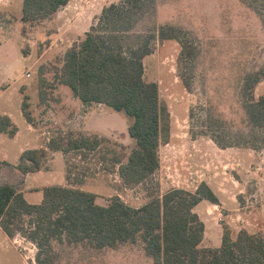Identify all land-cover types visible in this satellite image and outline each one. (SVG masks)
Instances as JSON below:
<instances>
[{
	"label": "rangeland",
	"instance_id": "rangeland-1",
	"mask_svg": "<svg viewBox=\"0 0 264 264\" xmlns=\"http://www.w3.org/2000/svg\"><path fill=\"white\" fill-rule=\"evenodd\" d=\"M23 1L0 0V110L11 112L18 126L15 137L0 135V154L17 163L23 150L48 146L52 137L99 134L105 139L95 150L49 151L32 183L92 191L102 205L118 195L140 206L170 188L195 191L206 181L220 203L205 199L195 207L205 223L200 247H219L225 227L234 238L242 229L264 232V129L249 121L244 90L247 75L256 73L261 80L253 95L264 93V23L247 0H147L137 15L125 44L170 24L183 28L197 48L194 58L180 59L178 40H158L144 58L146 79L158 82L170 109L171 137L160 146L159 169L138 185H126L118 171L136 145L128 132L132 117L107 104H76L61 81L66 50L85 36L105 5L119 0H72L60 13L31 21L23 19ZM81 14L88 16L78 20ZM26 95L38 129L23 115ZM89 109L98 113L90 118ZM213 137L233 145L220 147ZM26 198L40 203L43 190L27 191ZM54 247L57 264H155L141 242ZM37 252L28 237L11 238L0 229V264H37Z\"/></svg>",
	"mask_w": 264,
	"mask_h": 264
},
{
	"label": "trees",
	"instance_id": "trees-1",
	"mask_svg": "<svg viewBox=\"0 0 264 264\" xmlns=\"http://www.w3.org/2000/svg\"><path fill=\"white\" fill-rule=\"evenodd\" d=\"M69 1L24 0L23 19L49 17ZM146 1L119 0L105 5L85 36L66 50L61 76L84 104L104 103L132 117L128 132L136 145L118 166L126 185L142 184L152 177L160 167V146L171 137L170 109L161 99L158 82L146 79L144 58L155 51L158 40L166 39L180 42V59L194 58L197 53L187 32L170 24L139 34L137 44H125ZM247 1L264 23V0ZM181 77L190 87L182 72ZM260 80L256 73L247 75L245 107L251 124L264 129V93L258 98L253 95ZM22 112L28 122H34L28 95ZM17 132L11 116L0 113V134L15 137ZM104 139L99 134L52 137L47 148L25 149L15 167L23 173L35 172L43 168L49 151L95 150ZM213 139L223 148L233 145ZM4 163L0 157V165ZM204 199L220 203L206 181L195 191L170 188L140 206L118 195L102 205L95 192L60 184L44 187L42 201L31 203L22 191L4 183L0 184V226L11 238L21 233L35 242L37 264H57L55 242L89 243L97 249L141 242L155 264H264V232L242 229L234 238L225 227L219 247H200L205 223L195 207Z\"/></svg>",
	"mask_w": 264,
	"mask_h": 264
},
{
	"label": "crops",
	"instance_id": "crops-1",
	"mask_svg": "<svg viewBox=\"0 0 264 264\" xmlns=\"http://www.w3.org/2000/svg\"><path fill=\"white\" fill-rule=\"evenodd\" d=\"M71 2H72V0H70L69 3L67 5H65V6H63L61 9H63L64 7H69L70 4H71ZM60 10L57 13H60ZM72 13L73 12H71V14ZM87 16H88L87 14L86 15L85 14H81V16H79L80 18H78V20L79 19H84V17L86 19ZM166 40H169V39H166ZM149 55H151V54H149ZM74 99H75L74 102L76 104L79 103L82 106L87 105V104H84L76 96L74 97ZM94 104H101L102 105L104 103H92V104H89V107L93 108L94 107ZM0 113L8 114V115L11 116L12 119H14L12 113L9 112V111H1L0 110ZM97 113H98L97 110H95V109H93V110L92 109H89L87 116L91 118L94 115H96ZM28 123L30 124V128L31 129H38L33 123H30V122H28ZM1 134H3V133H1ZM17 134H18V132H17ZM40 147L47 148L48 146L47 145H45V146L41 145ZM40 147H35V148H40ZM56 152H58V151H56ZM0 157H1L2 160H4V161L7 162V163H4V164L0 165V180H1L0 184L9 183V184L13 185L17 190L22 191L25 194V197H26L27 191H32V190H41L42 191L43 190L44 187H40L39 185H36L35 183H32V181L36 178V176H35L36 174L41 173L43 171L44 167L42 169L38 170V171H35V172L23 173V172H21L19 169H17L15 167V165L17 163H12V162L8 161L6 154H0ZM62 185H66V184H62ZM0 229H2L1 226H0Z\"/></svg>",
	"mask_w": 264,
	"mask_h": 264
},
{
	"label": "built area",
	"instance_id": "built-area-1",
	"mask_svg": "<svg viewBox=\"0 0 264 264\" xmlns=\"http://www.w3.org/2000/svg\"><path fill=\"white\" fill-rule=\"evenodd\" d=\"M27 75H28V76H30V75H31V73H30V72H28V73H27Z\"/></svg>",
	"mask_w": 264,
	"mask_h": 264
}]
</instances>
